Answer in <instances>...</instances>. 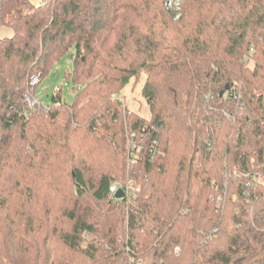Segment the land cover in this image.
<instances>
[{"label":"trees","instance_id":"obj_1","mask_svg":"<svg viewBox=\"0 0 264 264\" xmlns=\"http://www.w3.org/2000/svg\"><path fill=\"white\" fill-rule=\"evenodd\" d=\"M178 15L0 0V264H264V0ZM65 57L72 101L56 88L29 109L30 78ZM142 76L149 120L116 97ZM116 182L135 196L114 199Z\"/></svg>","mask_w":264,"mask_h":264},{"label":"rangeland","instance_id":"obj_2","mask_svg":"<svg viewBox=\"0 0 264 264\" xmlns=\"http://www.w3.org/2000/svg\"><path fill=\"white\" fill-rule=\"evenodd\" d=\"M33 3L38 2V0H31ZM165 8V7H164ZM166 10V9H165ZM13 36V31L7 28H0V40L4 38H10ZM71 68V62L68 57H65L62 61L57 63L53 70L39 82L37 87L36 99L42 100V103L49 104V99L56 88H60L62 91V96L65 102L70 103L72 101V85L67 82L65 78V69ZM32 78V77H31ZM30 78V80H31ZM40 80V79H39ZM144 81V76L141 77L139 83L134 86L133 81L121 90L116 97L120 98L122 102V110H127L129 112L137 114L140 118L145 120L150 119V109L146 104L144 99L140 95V90ZM27 93L25 97H29ZM30 100H33V97ZM27 102V101H26ZM28 104V102H27ZM29 109H33L29 106ZM37 114H40L39 112ZM126 126L124 125V128ZM125 130V129H124ZM128 145V141H127Z\"/></svg>","mask_w":264,"mask_h":264},{"label":"built area","instance_id":"obj_3","mask_svg":"<svg viewBox=\"0 0 264 264\" xmlns=\"http://www.w3.org/2000/svg\"><path fill=\"white\" fill-rule=\"evenodd\" d=\"M181 4H182V0H164V7L166 10L168 11H173L176 13V17L175 19L178 18V13L180 12V9H181ZM40 82L39 80V76H33L30 80V85L31 86H36L38 85ZM229 95V94H228ZM239 98V94L236 93L234 94V99H236L237 97ZM25 100L28 102L29 106L31 108H46L45 105H43L41 102L38 101V99H33V100H30L29 97H25ZM46 110V109H45ZM227 115V118H231L232 120H234V116H231V115ZM157 143L156 141H153L152 143V148H151V156H155L157 154H159V151L157 150V147H156ZM128 146H129V150H132L134 149V146L132 143H128ZM134 161L131 160V164H133ZM257 177V181H261L262 179V175L260 174H257L256 175ZM250 184L247 183L246 186H249ZM133 188V183L132 182H127V183H121V182H116L114 184H112L110 187H109V192L111 194V196H115V194L121 190L123 193H124V198L123 199H126L128 196H132L134 197L135 194L131 191V189ZM115 199V198H114ZM123 199H116V200H123ZM221 203H223V200L221 197H219L217 199V202H216V205L219 206L221 205ZM218 232V229L217 228H214L210 233H209V237H212V236H215L216 233ZM178 252V250L176 251Z\"/></svg>","mask_w":264,"mask_h":264},{"label":"water","instance_id":"obj_4","mask_svg":"<svg viewBox=\"0 0 264 264\" xmlns=\"http://www.w3.org/2000/svg\"><path fill=\"white\" fill-rule=\"evenodd\" d=\"M229 88H230V85H226L224 91L220 93V96H223L224 92H225L226 90H228ZM114 198H115V199H123V198H124V193H123L121 190H119V191L115 194Z\"/></svg>","mask_w":264,"mask_h":264}]
</instances>
